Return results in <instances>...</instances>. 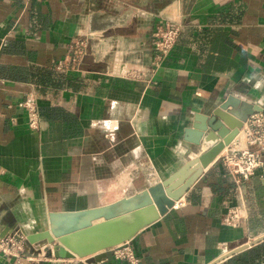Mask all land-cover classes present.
Here are the masks:
<instances>
[{
    "label": "crops",
    "instance_id": "crops-1",
    "mask_svg": "<svg viewBox=\"0 0 264 264\" xmlns=\"http://www.w3.org/2000/svg\"><path fill=\"white\" fill-rule=\"evenodd\" d=\"M168 20L183 27L156 69L153 32ZM88 34L79 66L59 67ZM29 95L36 130L19 105ZM221 106L232 121L264 112V0H0V233L30 235L48 228L50 212L108 205L167 180L214 144L195 145L186 130ZM202 170L131 240L141 264H264V163L242 186L221 160ZM34 245L35 260L28 251L0 262L126 264L111 249L69 261Z\"/></svg>",
    "mask_w": 264,
    "mask_h": 264
},
{
    "label": "water",
    "instance_id": "water-1",
    "mask_svg": "<svg viewBox=\"0 0 264 264\" xmlns=\"http://www.w3.org/2000/svg\"><path fill=\"white\" fill-rule=\"evenodd\" d=\"M224 111L225 107L221 106L209 115L195 114L192 126L194 130L187 129L186 132L188 134L197 132L195 145H200L203 137L207 142L212 141L214 144L200 154L198 159L189 161L167 180L108 205L80 211L50 212L48 228L28 235V241L31 244L45 245L44 250L48 256L52 255L60 259L92 256L95 260H102L107 256L109 249L132 240L141 229L166 214L201 175L204 167L221 160L220 158L215 160L216 156L232 143L247 120L242 122L231 114L235 117L232 121L229 113ZM197 163L200 166L195 174L180 187L179 182L186 170ZM178 187L180 188L177 189ZM0 235L4 236V233ZM241 249L243 247L231 254Z\"/></svg>",
    "mask_w": 264,
    "mask_h": 264
},
{
    "label": "built area",
    "instance_id": "built-area-1",
    "mask_svg": "<svg viewBox=\"0 0 264 264\" xmlns=\"http://www.w3.org/2000/svg\"><path fill=\"white\" fill-rule=\"evenodd\" d=\"M180 20H168L159 24L153 32V48L155 50L153 67L158 69L162 60L171 52L177 43L181 31ZM94 34H88L71 41L69 54L59 64L61 68H77L83 59L89 42ZM122 64V63H121ZM124 70L121 69L120 73ZM124 74L134 79L144 78V74L138 70H127ZM25 110L27 123L31 130L40 126V114L37 100L33 95L27 96L19 103ZM264 151V112L251 114L240 128L238 136L233 140L230 148H227L220 157L223 164L229 169L239 186L248 182L255 172L263 166L262 152ZM1 234V233H0ZM38 249L28 241L27 233L20 227L13 228L10 232L0 235V258H21L28 253L27 258L35 260L34 253ZM114 257L126 264H141V259L136 253L131 240L125 241L111 248ZM51 258H56L51 255ZM71 261L72 259H64ZM0 264H7L0 262ZM68 264V263H67Z\"/></svg>",
    "mask_w": 264,
    "mask_h": 264
}]
</instances>
